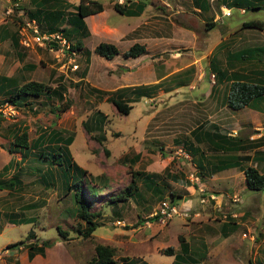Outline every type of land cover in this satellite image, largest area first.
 Segmentation results:
<instances>
[{"label":"rangeland","instance_id":"rangeland-1","mask_svg":"<svg viewBox=\"0 0 264 264\" xmlns=\"http://www.w3.org/2000/svg\"><path fill=\"white\" fill-rule=\"evenodd\" d=\"M66 1L78 3V0ZM99 1L103 3L105 12L86 17L88 28L91 25L92 29L97 27L99 33H104L99 24L122 27L130 23L129 35L140 38L136 43L147 41L150 48L148 56L153 57L148 64L141 61L142 68L138 71L132 70L136 67L132 66L130 73L126 65L120 64L125 60L121 54L108 61L92 52L87 64L85 49L93 51L94 43L97 45L103 41L101 34L97 33L85 39L84 43L82 39V46H86L76 52V70L70 69L67 60L63 66L62 55L57 57L56 52L48 53L34 46L32 54L25 53L24 61L30 64L36 62L37 68L18 70L16 75L32 77L52 87L64 83L66 91L63 99L69 100L66 102L70 106L62 111L66 102L51 95L35 99L33 105L36 108L33 105L17 108L5 102L8 93H0V171L10 157L14 161L9 170L1 174V179L17 175L21 180L20 192L15 193L21 196L20 199L7 197L6 191H0V252H4L8 244L19 241H24L21 245L26 248L27 242L38 238L52 243L46 247L52 246V264H57L59 259L57 256L61 249L58 246L66 249L69 258L76 264H89L98 244L114 249V264H171L174 257L163 252L172 247L175 253H180L182 237L191 248L190 256H195V253L197 260H204V264H264V188L261 191L248 190L239 173L234 175L231 183L225 181L231 176L230 172L219 173L217 179H209L210 174L204 170L212 165L209 162L213 158L211 150L206 148V144L199 145L200 150L205 151V167L200 170L199 156L188 155V150L183 147V143L188 144L186 138H189V131L211 118L220 130L239 135L245 143L248 137L264 138V125L254 123V109L246 107L243 111H236L227 107L222 101L227 90L223 84H217V91L211 93L214 77L208 66L213 63L212 57L224 64L226 51L262 46L264 30L240 27L244 21L264 22V10L246 8L242 13L240 7L234 5L228 7L232 13L225 17L221 16L218 1L214 0L210 5L206 0L208 10L200 14L194 11V0H144L147 4L144 15L130 17L112 9L117 0ZM28 2L21 0L19 5L29 7ZM12 3H15L14 0H0V17L12 19L6 14L7 6ZM212 12L213 16L217 13L220 17L214 21L216 25L209 29L206 22L212 21L213 18L207 19ZM145 16L149 18L144 20ZM94 23L97 26L92 25ZM180 25H188L190 31L182 30ZM136 32H145L148 38L138 37ZM191 33L197 36L196 40ZM118 34L112 28L106 33L111 39ZM122 44L133 45L129 39ZM37 49L42 50L40 56L47 60L48 65L52 64V68L42 67L44 59L37 61ZM138 60L129 58L133 65ZM145 66L147 69H144ZM86 67L88 71L82 77ZM128 78L132 80L128 84L135 83L133 80H138L140 84L156 81L160 82V88L151 97H141L131 103L132 109L127 115L117 111L108 94L101 95L90 90L97 88L111 92L120 85L124 86ZM120 80L123 82L118 83ZM209 115L211 118L208 119ZM243 116L246 117L245 122L240 121ZM17 130H25L29 141L51 130L59 132L63 138L72 135L73 140L63 147L52 144L49 152L61 151L55 159L53 154L46 153L47 159L42 160L38 156L39 150L35 149L22 162L19 151L8 152L13 132ZM180 140L183 143L179 144ZM258 149L264 151V145ZM249 152L251 156L256 155L254 150ZM257 154L264 159V152ZM15 160L21 169L14 165ZM52 161L59 166L53 165ZM47 163L52 170H48ZM249 163L252 165L254 161ZM77 166L85 171L84 175L77 173ZM201 172L206 176L202 177ZM145 173L154 176L152 188L145 184ZM171 174H176L178 179L175 181ZM41 176L48 182L46 186L41 182ZM132 179L136 181L142 198L133 196L112 208L109 198L122 192ZM66 180H80L82 191L88 185L98 190L94 196L87 190L83 191L92 204L91 211L100 213L96 218L99 226L90 237L85 238L77 231L79 225L83 228L85 225L75 216L73 191L72 194L66 193ZM190 185L194 189H185ZM157 187L162 191L156 193ZM170 191L175 194V200H171ZM209 195L215 198L209 200ZM188 199V203L185 202ZM162 200L175 202L181 211L164 223L157 218L151 219ZM181 203L185 210H182ZM8 212L32 218L33 222L3 226L6 222L4 214ZM227 216L238 224L228 236L222 234L220 227L227 222ZM61 232H66V236ZM242 233H246L247 237H243ZM29 234H34L35 238L28 239ZM12 249L11 253H14ZM203 252L204 257L200 256ZM21 254L22 251L18 257Z\"/></svg>","mask_w":264,"mask_h":264},{"label":"trees","instance_id":"trees-1","mask_svg":"<svg viewBox=\"0 0 264 264\" xmlns=\"http://www.w3.org/2000/svg\"><path fill=\"white\" fill-rule=\"evenodd\" d=\"M17 0H14L16 2ZM34 4V9H30L27 11L25 8L20 7V5H16L13 7V13L9 14L11 20H7V22L3 25H0V34L2 29L5 34L7 32V36L5 38H0V42L4 39L11 38L14 46L18 43V30L22 25L24 18L22 14H18V11H23V14H26L29 19H36L39 23L40 30L42 32H54L60 31L62 34L71 42L70 49L71 50H81L82 48V39L89 35L88 27L85 23L84 18L99 13L103 11L104 6L103 3L99 0H78L77 4H70L66 0H30ZM203 2L207 5L206 0H194V3L199 4ZM219 5H226L227 7H233L234 5L244 8V9H253V10H264V0H232L230 3L226 0H218ZM51 4V5H50ZM146 3L144 0H125L123 3L114 2L112 7L115 11L122 15L127 16H140L143 10L146 7ZM71 7V9H69ZM201 11H204L201 7H199ZM26 11V12H25ZM17 16V17H15ZM207 26L210 28L216 25L215 22L210 21L206 22ZM241 29H250L254 28L260 31L264 30V22L260 20H249L244 21L241 24ZM208 29V28H207ZM54 45V44H53ZM144 46L138 43H134L129 49L123 53L124 57H137L141 53L144 52ZM94 53L99 55L100 57L105 58L106 60L113 59L116 55L119 54L117 47L108 42H100L94 48ZM87 57L90 55V51L85 50ZM241 62L253 61L256 62L264 61V44L262 46H254L248 47L244 49L240 54ZM252 64V63H251ZM34 67V66H32ZM264 69V68H263ZM215 81L212 85V91H215V86L217 84L227 83L226 91L223 94V103L228 107H231L234 110L241 109L243 107H252L259 108L264 111V70L261 72V76L255 75H245V74H233L230 76L228 71L221 70L219 71L215 68ZM86 70L83 72L82 77L85 75ZM62 80V77L58 78ZM157 89V84L153 85H138L134 87H123L111 92H106L99 90L97 88H90L91 91H96L98 94L109 95V101L115 106L117 111L123 115L129 114L132 109L131 103L137 102L141 97H151ZM66 91V86L64 83H58L56 87H52L40 81L29 80L23 83L21 86L15 87L14 91L8 93V96L5 98V102L14 105L17 108L22 106H32L31 98L37 99L41 96L50 97L51 95H55L57 99L62 100L64 93ZM128 94H131L130 97H125ZM64 100V99H63ZM260 100V102H258ZM69 101V100H64ZM63 102V101H62ZM64 102V103H65ZM70 102V101H69ZM68 102V103H69ZM257 102V104H256ZM66 106L62 111H65L69 108V104L65 103ZM58 110V109H56ZM13 141L10 142L8 151L9 152H17L19 151L21 154L20 161L24 162L26 158L29 156L31 151L38 149V156L40 159H47V154H53L54 159L57 156H60L61 151L58 149L55 150L54 153L49 151L52 150V144L58 145L60 147L69 145L73 136L68 135L65 138L57 132L51 130L50 132L39 134L35 140H28V134L25 130L19 132L18 130L13 132ZM186 142L188 144L183 143L182 140L178 141L179 144L183 143L184 150H188L186 152L188 155L193 157L199 156L198 159V167L200 170H204L203 163V153L204 150L201 151L199 145L206 144V148L210 149L213 153V158L209 160L212 164L211 173L220 172L229 168L236 167L241 170L244 174L246 181V188L251 191H261L264 188V173L260 172L256 166L247 165L246 162L249 160L250 155L247 153L250 150H254L256 155L254 154V161H259L260 156L258 153H263L264 151L259 150L258 148L264 144V138L259 137L255 139H247V143L245 140L240 138L239 135L234 136L232 134H228L227 132H223L219 129L216 124L212 123H202L189 131V138H186ZM186 147V148H185ZM161 149V148H160ZM219 152V153H217ZM200 154V155H199ZM218 154V155H217ZM192 157V158H193ZM259 159V160H258ZM76 167V164L70 161ZM12 160L6 165L2 167V172L0 171V190L1 189H12L13 186L19 183V179L17 175H14L9 179H1V174L9 170L12 165ZM53 165H58L55 161H52ZM50 170L51 166L47 163ZM77 173L81 176L84 175L85 171L81 168L78 169ZM21 169V168H20ZM47 170V171H48ZM52 170V169H51ZM168 176V173L166 174ZM203 172H201V176ZM145 184L152 188L154 184V176L149 173H145ZM175 181L178 179L176 174L170 175ZM40 180L44 185H47L48 182L43 180V176L40 177ZM143 180V181H144ZM80 180H66L65 181V189L66 193L70 194L73 191L72 198L75 202V216L79 217L80 222L84 223L85 227H77V231L85 238L90 237L92 233L99 226V223L96 221V218L100 216L99 212L91 211V202L85 197L83 191L87 190L93 196L97 194L98 190L94 188V186H89L86 189H81ZM156 193L161 192L162 189L157 187L155 188ZM171 200H175V194L173 191H170ZM136 199L142 198L141 193L138 191L136 186V181L132 179L131 183L128 184L122 192L117 193L115 196H111L109 198L108 203L112 205V208H116L119 202H126L129 198ZM179 197V196H177ZM115 215H118L117 210H114ZM5 218L12 223H22V222H33L32 218H24L18 217L16 212H9L4 214ZM156 216L151 218L155 219ZM227 222H223L221 225L222 234L228 236L229 233L233 232L238 224L235 220L227 216ZM59 231V230H58ZM60 232V231H59ZM33 233V232H29ZM66 236V232H61ZM28 239L35 238L34 234H29ZM24 241L15 242L12 244H8L6 249H12L14 247H18L23 244ZM52 243L47 240H39L35 238L34 241H30L26 243V248L28 252V258L32 259L34 255H44V249L51 245ZM191 248L189 244L180 237V253H175L172 247L167 248L163 253L173 256L174 259L171 264H201L200 261H195L190 256ZM206 252V251H205ZM205 252L201 253L200 256L204 257ZM95 256L90 260L89 264H114V249L107 245L98 244L95 246ZM187 257H190L189 260H186ZM256 264H262V262H256Z\"/></svg>","mask_w":264,"mask_h":264},{"label":"crops","instance_id":"crops-1","mask_svg":"<svg viewBox=\"0 0 264 264\" xmlns=\"http://www.w3.org/2000/svg\"><path fill=\"white\" fill-rule=\"evenodd\" d=\"M19 1V4L21 3V0H18ZM37 1H41V0H37ZM211 1H213V0H208V2H209V5L211 4ZM214 1H218V0H214ZM227 2H231L232 0H226ZM28 3H30L28 6L29 7H24L25 8V10L27 11V9L28 10H30V9H34V4L29 0V2ZM51 5V4H50ZM104 6V5H103ZM217 6H218V8H220L221 10H220V13H221V16H223L222 15V8H228L226 5H219V2H217ZM9 7V5L7 6V8ZM112 7V6H111ZM195 8H194V11H196V13H201V9L199 8V7H201L202 9H204V10H208V7H207V5H205L203 2H200L199 4H196L195 3V6H194ZM7 8H6V10H7ZM112 9H113V7H112ZM114 10V9H113ZM25 11V12H26ZM115 11V10H114ZM104 9H103V11H101V12H99V13H96V14H99V15H103L104 14ZM116 13H118L117 11H115ZM218 12V11H217ZM144 13H145V9L143 10V12L141 13V15L140 16H134V17H141V16H143L144 15ZM18 14H22L23 15V18L24 19H26L27 18V16H26V14H23V11H18ZM118 14H120V13H118ZM93 15H95V14H93ZM120 15H122V14H120ZM89 16H91V15H89ZM127 16V15H126ZM88 17V16H87ZM130 17H132V16H130ZM218 17H220L217 13H216V15L215 16H213V12H212V14H211V17H209V18H207V19H209L210 20V18H213L212 19V21L214 22V21H216V19H219ZM226 17V16H225ZM91 18V17H90ZM147 18H149V16H145L144 17V20H146ZM9 18L8 17H0V25H3V24H5L6 22H7V20H8ZM86 19V17L84 18V20ZM36 20V19H35ZM86 23V22H85ZM97 24V23H96ZM95 23L94 24H92V25H96ZM99 24V23H98ZM242 24V23H241ZM87 25V24H86ZM97 26V25H96ZM99 26L101 27V29L104 31V33H99V31H98V29H97V27H96V29L94 30V29H92L91 27V25L89 26V28H88V30H89V35L87 36V37H85L84 39H83V43H84V41H85V39H88L92 34H94V33H97V34H101V38H102V42H108V43H112V44H114L116 47H117V49H118V51H119V54H121L122 56H123V58L125 59V60H122V63H120V64H122V65H126L127 66V70H128V72L130 73V70H131V68H132V66H136L134 69H132V70H135L136 69V71H138V69H140V68H142V66H141V64H139L141 61H144L145 62V64H148V61H150L151 60V58L153 57V56H148V55H150V48H149V43L146 41V42H143V43H141V45H143L144 46V52L143 53H141L139 56H137V57H124V55H123V53L125 52V50H127V48H129L130 46H132V45H123L122 43H123V41H125V40H127V39H129L130 40V44H134V43H136V41L137 40H139L140 38H135V36H130L129 35V31L130 30H128L131 26H130V23L128 24V25H123L122 27H124L125 29L123 30V28L122 27H117V26H115V25H110V24H106V23H104V24H102V25H100L99 24ZM111 26V27H110ZM88 27V26H87ZM182 30H186V31H190V27L188 26V25H180L179 26ZM109 28H112V29H114V30H116V31H118L119 32V34L117 35V36H115L116 38L115 39H111V38H108L107 37V35H106V33H107V31H109ZM249 29V28H248ZM133 30V29H132ZM246 30V29H245ZM255 30H257V29H255ZM134 31H136V30H134ZM260 31V30H259ZM44 32H48V31H44ZM113 33H114V31H113ZM115 35V34H114ZM135 35H137L138 37H142V38H148V35H146V33L144 32V33H139V32H136L135 33ZM185 35H187V33H185ZM191 35H193L192 37L193 38H195V40H196V35L194 34V33H191ZM5 36H7V32H6V34H5V32H4V30L2 29V32H1V34H0V38H5ZM104 36H105V38L106 39H104ZM19 38V37H18ZM221 43V42H220ZM138 44H140V43H138ZM85 44L82 46V48L81 49H83V48H85ZM95 46H96V43H94V48H95ZM251 47H254V46H251ZM246 48H248V47H243V48H240V49H236V50H229V51H226L225 52V56H224V64H222L221 65V63H220V61H219V59H217L216 57H212V61L211 62H213V63H209L208 64V66H209V68H210V70H211V74L212 75H214L213 77H214V80H213V83H214V81H215V73H216V70H215V68H217L219 71H221V70H227L228 71V74L230 75V76H232L233 74H236V73H239V74H245V75H248V76H250V75H255V76H261V72L264 70L263 68H264V61H260V62H256V64L254 63L255 61H254V59H253V61H247V60H245L244 62H241L240 60H241V58H240V56H239V54L244 50V49H246ZM33 49H35V47L34 46H32V47H24V46H22L21 44H20V40L18 39V43H17V45H15L14 46V44H13V42H12V40H11V38L9 37V38H7V39H4L3 41H1L0 42V68H1V74H0V93H10V92H12V91H14V89H15V87H18V86H21L23 83H25L26 81H29V80H35V81H38V80H36L35 78H32V77H28V76H19V75H16V72L18 71V70H30V69H36L37 68V64H36V62H34V64L32 63V64H30V63H27V62H25L24 61V59H25V55L26 54H29V52L32 54L33 53ZM44 49V48H43ZM46 50V49H45ZM85 50H88V51H90V55H89V57H87V54L85 53V61H87V64H89V59H90V57H91V55H92V52L94 53V51H91V50H89V49H85ZM94 50V49H93ZM36 51V53L38 54V58H37V61L38 62H41L40 61V59L42 60V59H44V58H42L40 55H42L43 53H42V50H40V49H37V50H35ZM48 53H51V52H49L48 50H46ZM26 53V54H25ZM118 54V55H119ZM118 55H116V56H118ZM7 56H9V57H7ZM115 56V57H116ZM114 57V58H115ZM143 57V58H142ZM204 57V56H203ZM210 57V58H211ZM46 58H48V57H46ZM113 58V59H114ZM129 58H132V59H139L138 61H137V63H136V65H133V63H130V61H129ZM105 59V58H104ZM113 59H111V60H113ZM106 60V59H105ZM111 60H108V61H111ZM117 60H119V59H117ZM116 60V61H117ZM44 61L45 62H43V66L42 67H50V68H52V64H47L46 63V59H44ZM209 62H210V59H209ZM129 63V64H128ZM252 63V64H251ZM32 66H34V67H32ZM88 66V65H87ZM89 67V66H88ZM146 67V66H145ZM144 69H147V67L146 68H144ZM51 70V69H50ZM86 70V72L88 71V68L86 67L83 71H82V73H81V75H83V72ZM52 74V71L50 72V74H49V76ZM86 74V73H85ZM124 79V78H123ZM122 79V80H123ZM122 80H120V81H118V83H120V82H123ZM125 80H127V79H125ZM128 81H132L130 78H128V80L126 81V83H125V85L123 86V85H120V87H118L117 89H119V88H123V87H134V86H138V85H153V84H157V89L156 90H158L159 88H160V82H156V81H152V82H155V83H147V82H145V83H143V84H140V83H138V80H133V81H135V83H130L129 82V84L127 83ZM41 82V81H40ZM222 84V83H221ZM220 84V85H221ZM52 85V84H51ZM213 85V84H212ZM223 85H227V83L226 82H224L223 83ZM4 87H5V89L6 90H4ZM216 87V86H215ZM116 90V89H115ZM211 91H212V88H211ZM217 91V88H216V90L214 91V92H216ZM212 93V92H211ZM43 97H46V96H43ZM126 98L127 97H130L131 98V94H128L127 96H125ZM31 100V102H32V105L34 104V100L35 99H33V98H31L30 99ZM40 101H43V103L45 102L44 100H40ZM12 106V105H11ZM259 106H264V105H259ZM33 107H34V105H33ZM228 107V106H227ZM248 107V106H247ZM34 108H36V107H34ZM244 108H246V107H243V108H241V109H238V110H242L243 111V109ZM249 108H251V109H254L253 110V115L255 116V119H254V123H259V124H262V125H264V111H262V110H260L259 108H252V107H249ZM215 109H216V106H215ZM238 110H236V111H238ZM239 114V113H238ZM240 115V114H239ZM209 118H211V116L209 115L208 116V119ZM246 117H242V119H240V121L241 120H244ZM212 119V118H211ZM211 119H209L208 120V122H205V123H207V124H209L210 122L212 123V124H215L216 122H214L215 120H211ZM241 122H245V120L244 121H241ZM256 131V130H255ZM227 133H229V132H227ZM261 137H263V136H261ZM259 138V137H258ZM248 139H251V138H249L248 137ZM254 139V138H253ZM264 145V144H263ZM262 145V146H263ZM261 151H263V150H261ZM9 152V151H8ZM249 155H250V152H247ZM209 155H211V154H209ZM208 154H207V156H209ZM262 156V155H261ZM264 156V155H263ZM10 160H12V162H14L13 161V159L10 157L9 158V160L4 164V165H6V164H8L9 162H10ZM259 160V159H258ZM251 161H254V156L252 155H250V158H249V160L246 162L247 163V165H251L249 162H251ZM263 161V163L262 164H260L259 165V163L260 162H262ZM19 164V162H16V160H15V166H17V169H20L21 168V166L20 165H18ZM3 165V166H4ZM253 166H256L258 169H259V171L260 172H264V159H263V157H260V160L259 161H254V163L252 164ZM209 168H208V170H204V171H207L208 172V174H210L209 175V179H217V177H218V174L219 173H227V172H230L231 173V176H229V177H227V178H225V181L227 180L229 183H231V182H233L234 180V178H235V176L234 175H236V174H238L239 173V175H240V177H242V180H243V182L245 183V186H246V181H245V177H244V174H243V172L241 171V170H239L238 168H236V167H233V168H229V169H226V170H223V171H220V172H216V173H211L212 171H211V166L209 165L208 166ZM233 172H235V173H233ZM204 176H206V174H203L202 175V177H204ZM10 178H12V177H10ZM20 180V179H19ZM42 182V181H41ZM46 182V181H45ZM21 184V180L19 181V183H17V184H15L14 186H13V188L12 189H1L0 191H6V196L7 197H9V196H11V197H14V198H21V196L20 195H15V193H18V192H20V185ZM236 185V184H235ZM46 186V185H45ZM191 188H193V185L191 186H186L185 187V189H191ZM194 189V188H193ZM188 191H190V190H188ZM190 199H188L187 201H185V202H187L188 203V201H189ZM190 205V204H189ZM180 206H182V210H185L184 208H186V207H184V205H183V203H181L180 204ZM9 213V212H8ZM18 214V213H17ZM21 217V216H20ZM30 219V218H29ZM236 222V221H235ZM8 223H12L11 221H8L7 219H6V222H5V224L3 225V226H5V225H7ZM237 223V222H236ZM223 224V223H222ZM221 224V225H222ZM221 225H220V227H221ZM1 230V229H0ZM55 245V244H54ZM55 246H57V245H55ZM52 247V246H51ZM51 247H49V248H45V250H44V255H39V254H36V255H34V257L32 258V259H29L28 258V252H27V248H25V247H23L22 245H19L18 247H16V248H14V249H12L13 251H14V253H11V250L10 249H5V250H3L4 252H0V264H52V249L50 250V248ZM60 249H61V251H58V261H56V259H55V261L57 262V264H76L75 262H74V260L73 259H71V258H69V255H68V252H67V250L66 249H64V248H62V247H60V246H58ZM206 246H203V248L206 250V248H205ZM22 251V254H21V256L20 257H18V253L19 252H21ZM207 252V251H206ZM194 255L195 256H193L192 258L195 260V261H197V255L194 253ZM189 258L190 257H187L186 258V260H189ZM205 259V258H204ZM204 260H202L200 263L201 264H204V262H203Z\"/></svg>","mask_w":264,"mask_h":264},{"label":"built area","instance_id":"built-area-1","mask_svg":"<svg viewBox=\"0 0 264 264\" xmlns=\"http://www.w3.org/2000/svg\"><path fill=\"white\" fill-rule=\"evenodd\" d=\"M125 0H117L116 2L123 3ZM19 5L18 0L15 3H12L6 10V14L13 13V7ZM240 12L244 13L245 9L240 8ZM231 10L229 8H222L223 16H230ZM20 44L24 47H32L37 46L40 48H44L49 52H56L58 55H62L61 62L63 66H65V61L71 65V70L78 69V65L76 64V52L77 50H71V42L62 34L60 31L54 32H42L40 30L39 23L35 19H24L22 25L18 30ZM54 44V45H53ZM214 76V75H212ZM202 191V189H200ZM210 197V198H209ZM208 199H214V195H209ZM202 198V197H201ZM200 198V199H201ZM200 201V200H199ZM203 202L204 199H201ZM181 213L179 205L175 204L170 200H162L156 210L154 211V215L157 217L160 223L167 222L172 219L175 215ZM153 216V217H155ZM243 237H247L246 233H242ZM250 238L253 240V237Z\"/></svg>","mask_w":264,"mask_h":264}]
</instances>
